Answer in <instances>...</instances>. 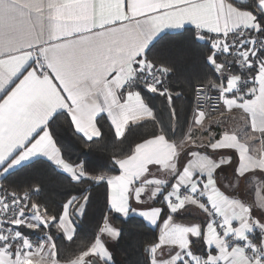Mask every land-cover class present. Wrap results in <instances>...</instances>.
I'll use <instances>...</instances> for the list:
<instances>
[{
    "label": "snow or ice",
    "instance_id": "snow-or-ice-1",
    "mask_svg": "<svg viewBox=\"0 0 264 264\" xmlns=\"http://www.w3.org/2000/svg\"><path fill=\"white\" fill-rule=\"evenodd\" d=\"M61 117L107 162L67 158ZM36 165L67 185L58 205L43 180L5 183ZM138 227L130 264H264V0H0V264H118Z\"/></svg>",
    "mask_w": 264,
    "mask_h": 264
},
{
    "label": "trees",
    "instance_id": "trees-1",
    "mask_svg": "<svg viewBox=\"0 0 264 264\" xmlns=\"http://www.w3.org/2000/svg\"><path fill=\"white\" fill-rule=\"evenodd\" d=\"M169 34V40L165 41V44H170L172 41L177 40L178 38L174 35L175 32H167ZM206 51L205 42H199L191 46L185 53V59L181 65V75L190 76L194 69L197 59V55L200 51ZM173 86L177 90L183 88V85L180 83L179 79L173 78ZM157 107L160 106L159 100L154 101ZM182 105L187 104V99L180 101ZM190 116V110H189ZM56 130L62 138V143H64L68 150L66 152L67 158L77 161L85 160L92 162L93 166L99 167L101 164L106 163L108 159V154L115 151L111 145L108 146L105 153L101 156L93 152H89L87 149L82 148L79 143L76 141V137L73 135L69 124L65 122V119L61 117L57 120ZM107 130V128H105ZM146 129H140V134H143ZM29 176L35 177L37 180H43L45 183L44 199H46L53 206L58 205L63 200V194L67 188V185L56 180L55 174L46 167H40L36 165L35 167H25L19 170L16 176L11 177L9 181L5 183H21L26 180ZM23 186V184L21 185ZM159 206V205H157ZM102 208V198L97 204L93 206L92 214L89 215L86 219L78 223V236L80 238L91 237L95 232L97 223L100 220V209ZM113 222L118 226L122 227L123 218L114 215ZM40 233L32 234V239H36ZM152 237V232L146 227H138L133 230V235H125V238L121 240L118 247H116V259L118 264L121 261H124L125 264H130L131 261L137 259V255L133 252L132 248L129 247L130 244H135L137 241L144 239H150ZM75 248V244L70 247H65L64 255H71V252ZM137 251H139L137 249Z\"/></svg>",
    "mask_w": 264,
    "mask_h": 264
},
{
    "label": "crops",
    "instance_id": "crops-1",
    "mask_svg": "<svg viewBox=\"0 0 264 264\" xmlns=\"http://www.w3.org/2000/svg\"><path fill=\"white\" fill-rule=\"evenodd\" d=\"M186 27H192V26L187 25ZM175 31L176 30H172V29L166 30V32H175ZM233 115H234V118H230L227 121V124L229 127H237L241 124V121L239 120V113H235ZM213 127H214V130L219 131V129L215 128V126H213ZM220 179L225 184L229 183L230 181H232L231 173L230 172L229 173H221ZM232 182H234V181H232ZM239 194L243 198H249V199L251 198L250 192L246 188V186L241 188V191ZM194 216H196L195 212H189L185 216L181 217V220L186 222V221L192 220ZM200 219L203 220V217H200ZM112 222H113V219H112ZM113 224H114V226L118 227L114 222H113ZM115 250H116V248H115ZM115 254H116V251H115Z\"/></svg>",
    "mask_w": 264,
    "mask_h": 264
}]
</instances>
